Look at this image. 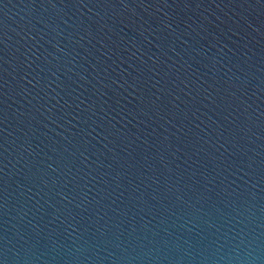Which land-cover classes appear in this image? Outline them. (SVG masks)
Segmentation results:
<instances>
[{
    "label": "water",
    "instance_id": "95a60500",
    "mask_svg": "<svg viewBox=\"0 0 264 264\" xmlns=\"http://www.w3.org/2000/svg\"><path fill=\"white\" fill-rule=\"evenodd\" d=\"M0 264H264V0H0Z\"/></svg>",
    "mask_w": 264,
    "mask_h": 264
}]
</instances>
